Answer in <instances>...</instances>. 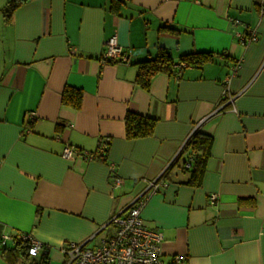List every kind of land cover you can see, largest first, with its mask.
I'll return each instance as SVG.
<instances>
[{"label":"crops","instance_id":"0c3cea01","mask_svg":"<svg viewBox=\"0 0 264 264\" xmlns=\"http://www.w3.org/2000/svg\"><path fill=\"white\" fill-rule=\"evenodd\" d=\"M10 1L0 0V239L29 235L51 264L72 244L99 247L146 194L162 264H264V0H27L8 20ZM113 37L129 63L103 59ZM159 47L175 72L145 90L137 64ZM194 52L214 61L181 63ZM67 88L83 92L80 109L63 104ZM128 113L156 119L155 133L128 140ZM195 131L213 139L202 186L175 167L147 191Z\"/></svg>","mask_w":264,"mask_h":264},{"label":"trees","instance_id":"16d2710c","mask_svg":"<svg viewBox=\"0 0 264 264\" xmlns=\"http://www.w3.org/2000/svg\"><path fill=\"white\" fill-rule=\"evenodd\" d=\"M27 0H12L6 6L4 13L9 20L14 12ZM119 5H113V10L118 11ZM161 31L176 32L169 27H162ZM214 61L213 53H190L182 56L181 63L187 66L202 67ZM138 74L137 84L148 90L152 79L158 74H170L175 72V62L169 50L159 47L154 59L146 60L137 64ZM83 92L80 89L67 88L63 94V104L75 110L81 108ZM157 120L151 117L142 116L135 113H128L126 117V138L137 140L151 137L155 133ZM213 139L211 136L195 131L172 166L159 179L170 180L172 168L178 167L182 171L189 173V179L185 183L194 188L202 186L206 172V166L211 154ZM186 156V157H185ZM190 167H186L187 164ZM1 240V239H0ZM31 244L23 241L19 237L12 238V245L2 246L1 257L7 264H50L49 249L43 246L39 256L31 257L28 253Z\"/></svg>","mask_w":264,"mask_h":264},{"label":"built area","instance_id":"2783aa9c","mask_svg":"<svg viewBox=\"0 0 264 264\" xmlns=\"http://www.w3.org/2000/svg\"><path fill=\"white\" fill-rule=\"evenodd\" d=\"M249 39L251 43L256 42L257 36L251 33ZM103 59L108 63H129L116 37L105 43ZM74 154L75 151L70 147L64 151V157L68 159H72ZM83 154L86 159L94 160L98 156H105L106 151L100 149L97 153ZM186 167L189 168L190 164L188 163ZM111 174L114 178V186H121L122 180L117 177L115 167H111ZM163 186H165L163 181L156 180L149 185L147 191L154 192ZM145 195L111 220L110 224L114 228V235L105 239L99 247L91 249L86 244H72L64 248L66 264H162L161 244L164 241V236L160 231L148 228L143 221L142 211L146 202ZM211 199L214 201L216 196L213 195ZM19 239L31 244L28 250L31 257L40 255L44 245L39 244L29 235H22ZM10 241L12 238L4 236L0 243L2 246H6ZM181 261V257H176L174 260L177 264Z\"/></svg>","mask_w":264,"mask_h":264},{"label":"rangeland","instance_id":"374dc122","mask_svg":"<svg viewBox=\"0 0 264 264\" xmlns=\"http://www.w3.org/2000/svg\"><path fill=\"white\" fill-rule=\"evenodd\" d=\"M1 248H2V245L0 243V252H1ZM66 258L64 259H61V258H55V257H52L51 259V264H66ZM0 264H7L1 257V254H0Z\"/></svg>","mask_w":264,"mask_h":264}]
</instances>
